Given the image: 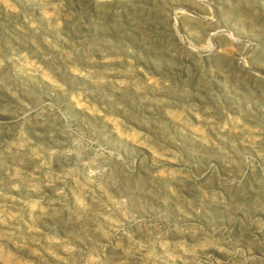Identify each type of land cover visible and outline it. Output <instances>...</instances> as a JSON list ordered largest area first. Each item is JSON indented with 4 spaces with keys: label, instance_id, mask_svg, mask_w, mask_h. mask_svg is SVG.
Wrapping results in <instances>:
<instances>
[{
    "label": "rangeland",
    "instance_id": "obj_1",
    "mask_svg": "<svg viewBox=\"0 0 264 264\" xmlns=\"http://www.w3.org/2000/svg\"><path fill=\"white\" fill-rule=\"evenodd\" d=\"M0 264H264V0H0Z\"/></svg>",
    "mask_w": 264,
    "mask_h": 264
}]
</instances>
